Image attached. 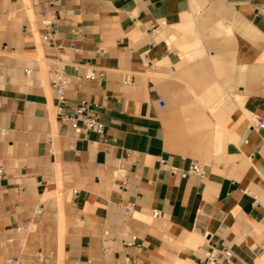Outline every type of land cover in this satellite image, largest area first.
Listing matches in <instances>:
<instances>
[{
  "label": "crops",
  "instance_id": "0c3cea01",
  "mask_svg": "<svg viewBox=\"0 0 264 264\" xmlns=\"http://www.w3.org/2000/svg\"><path fill=\"white\" fill-rule=\"evenodd\" d=\"M57 8L0 0L3 264H264V0Z\"/></svg>",
  "mask_w": 264,
  "mask_h": 264
},
{
  "label": "built area",
  "instance_id": "2783aa9c",
  "mask_svg": "<svg viewBox=\"0 0 264 264\" xmlns=\"http://www.w3.org/2000/svg\"><path fill=\"white\" fill-rule=\"evenodd\" d=\"M61 0H48L49 4L53 7L52 9V15L53 18L56 19L59 17L60 12L58 10V6ZM45 39H48V37H45ZM87 78H100L102 79L104 77L103 72H97L96 70H89L86 74ZM70 82V75L67 73L64 65L61 64V62H55L53 64L52 69V78H51V85L55 89L57 94V110L58 113L63 117L71 121L72 127L75 130L81 129V127H85L89 131H94L100 135H103L104 133V124L99 120L97 113L95 110L91 107V105L87 101H82L78 106H76L70 114H64L63 112V105L66 103V85ZM125 83H131V79L128 77L124 81ZM160 103H164V101L161 99ZM252 125L253 127L257 129L264 130V117L262 116H254L252 119ZM264 137V136H263ZM163 165H165L167 162L166 160L161 161ZM189 173H201V168L199 165L194 164L191 169L189 170ZM5 177V171L2 166H0V181ZM129 209H126V212H128ZM41 210L38 209L36 213H40ZM126 246H132L135 245V237L131 241L124 242ZM226 257L231 256L230 251H225ZM9 264H25L24 261H22L19 257H14L9 260Z\"/></svg>",
  "mask_w": 264,
  "mask_h": 264
},
{
  "label": "rangeland",
  "instance_id": "374dc122",
  "mask_svg": "<svg viewBox=\"0 0 264 264\" xmlns=\"http://www.w3.org/2000/svg\"><path fill=\"white\" fill-rule=\"evenodd\" d=\"M43 66H45V65L43 64ZM0 264H3V261L1 260V256H0ZM4 264H9V259H7Z\"/></svg>",
  "mask_w": 264,
  "mask_h": 264
}]
</instances>
